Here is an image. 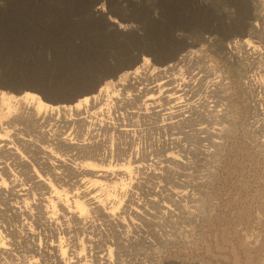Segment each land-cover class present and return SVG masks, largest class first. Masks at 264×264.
Segmentation results:
<instances>
[{"label": "rangeland", "instance_id": "1", "mask_svg": "<svg viewBox=\"0 0 264 264\" xmlns=\"http://www.w3.org/2000/svg\"><path fill=\"white\" fill-rule=\"evenodd\" d=\"M8 1L16 19L26 17L21 19L26 25L66 31L41 38L23 35L22 43L11 49L3 47L0 34L1 120L6 112L2 95L19 96L23 85L36 87L33 92L40 96L72 103L82 97L81 91L127 83V73L135 67L160 71L173 63L174 74H184L185 80L191 69L196 72L191 92L170 102L141 97L150 109L134 126L139 128L134 134L106 131L94 137L97 152L106 151L104 162L85 157L87 150L75 160L109 169L107 176L81 177L80 200L87 210L82 219L67 220L71 235L81 237V246L75 243L83 254L81 264H104L100 257H91L92 247L107 252L109 264H264V0ZM96 7L101 14H94ZM23 109L20 101L19 111ZM10 123L0 134L17 147L12 132L22 125V132H30L31 125ZM18 150L29 160L26 168L13 152L0 153L16 178L36 173L49 177L58 190L65 188L53 180L56 174L41 168L47 161L42 152ZM52 150L70 156L67 150ZM130 150L146 154L143 169L156 174L133 169ZM130 168L131 181L122 176ZM54 170L61 179L71 176L64 167ZM91 185L92 192L84 195ZM5 191L0 195V237L10 241L0 247L9 251L0 264H59L50 257V243L58 239L17 210L24 201L37 205L39 189L34 187L36 197L24 201ZM124 200L130 207L143 203L142 215L116 211ZM33 204L34 221H43L48 212L43 214L41 205L39 214ZM55 206L51 211L61 216L63 211ZM53 227L58 230L60 224Z\"/></svg>", "mask_w": 264, "mask_h": 264}, {"label": "bare ground", "instance_id": "2", "mask_svg": "<svg viewBox=\"0 0 264 264\" xmlns=\"http://www.w3.org/2000/svg\"><path fill=\"white\" fill-rule=\"evenodd\" d=\"M3 7L4 10L0 9V26L2 27V29L0 30V34L3 39L2 40L3 47H6L8 49L20 45V43H22L21 38L23 35L24 36L30 35L34 37L36 36L41 38L42 35H47V34L58 35L59 33L62 32L65 33L66 31L63 27L60 26L46 27V26L37 25L35 27L34 25L33 26L26 25L23 21H21V19L26 17L22 16L21 18L16 19L18 18V14L11 7V4L9 3L8 0H3ZM93 12L95 15H98L101 14L102 11L100 7H96L94 8ZM31 38L32 37H30V39ZM188 57L191 58L192 56H188ZM142 67L143 69H140V67H135L131 72L127 73V77H128L127 83H125L126 81L120 82L117 85H115L116 87H113L111 89H109V87H101L95 90L96 92H92V90L81 91V93L80 92L79 93L82 95V97L81 98L79 97V99H77L76 101L74 100V102L72 103L69 102L70 101L69 99H64L60 97H51L46 94L40 96L37 93L33 92L36 90V87L32 85L20 86L18 92L19 93L21 91L22 92L20 93L19 96L6 95V94L2 95L3 102L6 105L5 107L6 112L2 115L4 119L2 120L0 119V132L6 133L7 127L9 126V124H12L10 122H12L13 120H20L21 123L24 122V124L25 122H27L31 125V128H28L27 125L26 127L30 129L29 130L30 132H25V131L22 132V130H25V127L22 128L23 125L21 124L22 127L20 126L19 128L16 129V131L12 132L13 138L17 140V143L19 144L17 145V147L16 144L14 142H11V140L9 139L5 141L4 139L7 138H5L2 134H0V153L4 154L6 152L8 155H11V153L13 152L17 156V160H18L17 163H20L22 167L24 166L26 168L28 165L27 162L29 160L27 161L26 160L27 157L25 158V155H22L19 152L18 146L28 150L31 153L33 152L34 154L35 151H37L36 153H39L38 151L42 152V155L44 154V157L46 158L47 161H42V162L40 161L41 168L45 170V172L51 171L52 173L56 174V176L52 177L53 180L57 182L59 187H65L62 188L61 190H58L57 187H54L51 184L52 181L50 180L49 177H41L36 173H35L36 175L35 174L33 175L31 173L29 175H25L23 178L21 177L16 178V176L13 174V167H10L5 160L4 161L0 160V174H3L0 175V195L1 193H3V190H6L5 192L7 194L12 193L19 198L24 197L23 198L24 201L25 198L26 199L27 197L29 198L30 195L31 196L35 195L33 191L34 187H37V189H39L38 195L42 197L39 198L41 199V201L39 202L35 201L37 205L33 204L32 199L31 202L35 206L33 208L38 209L37 211H39V214L42 213L44 214V212L46 213L48 212L43 221L39 222V219L38 221H34V215L31 209L32 204L29 203L30 201L28 202L24 201L23 203L21 202L22 204L17 206L18 207L17 210L26 212L27 217L31 219L30 220L32 221L31 223H34L35 226L43 225L45 228L50 230L51 236L49 237L58 239L57 243H54L53 239L50 243V247L52 251L50 252V257L51 256L55 257L57 261L55 263L81 264L83 259V254L81 253V249L75 250L76 246H78L75 243L79 242L78 244L81 246V237L78 236L79 233L77 234L79 238L71 235L72 234L71 228L69 227L67 220L70 221L71 219L80 220L82 219L81 216H83V214L87 210L80 200L82 196L81 177H84L86 175L103 177L109 174V173L107 174L109 169L105 166L96 168L93 167L94 164L89 161L88 164L90 165V167H85L81 165V160L75 162L76 159L81 158L82 150L83 151L87 150L85 157L97 159L100 162H104L107 159V154H105L106 151H102L101 153L97 152L93 138L96 137L97 135L103 134V132L106 131H112L114 133L121 135H130L131 133L134 134V132H137L139 128L134 126H139L138 121L143 120L140 118L142 116H145L148 109H150L146 105L147 103L145 102V100L140 99L141 97L146 96L148 99L151 100L157 98L158 100L163 99L165 100V102L168 101L170 102L172 99H175V97L179 95L185 94L189 91L191 92L192 89L191 85L196 75V72L194 73L192 69L190 70L189 68H186L190 70L189 71L190 77H188V80H185L186 78L184 79L183 76L184 74L183 75L180 73L174 74L173 70L176 68L173 63L167 64L160 71L155 70L156 67L154 66L153 68L151 67L152 69L150 70L146 68L147 66L146 67L142 66ZM178 91H181V94H179ZM177 93L178 95H176ZM180 98H183V96H181ZM20 101L24 102V109L21 111H19ZM154 102L155 100L153 101V103ZM129 104H131V106H128L127 108L126 106ZM155 107L156 106L151 108V110L154 112H156ZM157 114L159 115V113ZM21 134H25V136ZM37 139H39V142L41 144H37L35 142V140ZM54 147L67 150L68 153L70 152V156L65 157V155L67 154L63 155L62 153L53 152L52 148ZM106 150L110 152L112 148L107 147ZM3 151L5 152L3 153ZM128 155H129V159L133 163H135L133 169L136 168V171L142 170L141 173H146V175L156 174V172L153 171H148V172L144 171L143 169L144 165L141 163V160L143 158L147 159L146 154L141 156L140 154H138L137 150L134 152L133 150H130ZM36 156L39 157L38 155ZM30 157L32 158V156ZM69 157H71V159ZM55 166L58 167L61 166L66 168L71 175L70 178L68 180H64L63 179L64 177L62 179L59 178L60 177L58 175L59 172L57 173L54 170ZM50 167H52L53 169H51ZM2 176L9 178L7 179V181L8 183H11L12 186H8L6 184L7 181H4V178ZM122 176L129 177L131 181V178L134 177L132 168H130L129 170L127 169L124 170V175ZM91 181L93 183H97L96 180L94 179ZM94 186L95 185H91L88 189H86L89 191H85L86 193L84 195L92 192ZM157 192L158 190H156L154 193L156 194ZM67 195H70V197H68ZM158 196L160 195L158 194ZM38 197L39 196H37V198ZM42 202L46 203L47 206L44 205V203L42 204ZM91 204H93L92 207L97 206L94 205L95 204L94 202H91ZM142 204L143 203H137L135 206L130 207V203L128 204L126 203V200H124L123 202H120L116 205V208H118L116 209V211L121 210L123 213L131 212L132 214L131 213L129 214L141 216L144 210ZM41 205L44 206L45 210L41 208L42 207ZM55 205H57L59 209L63 211L61 213L62 214L61 216H58L56 215V213H54V211H51V210H55L56 208ZM105 207L106 206L103 207V210H105ZM141 207L143 208L142 211H140ZM41 210H43L42 213L40 212ZM50 212L51 214H49ZM106 213L109 214L108 211H106ZM55 223L60 224V229L55 230V228L53 227ZM24 225L26 226V224ZM79 230L80 229H78V231ZM32 231L34 232V230ZM30 233L33 234L32 232ZM64 239L67 240V242L65 243V248H63L62 245V243L65 241ZM85 240L87 239L85 238ZM5 241L9 242L10 239L1 236L0 247H4L3 244L5 243ZM7 249L4 248L0 249V257H2L3 254L5 253L9 254V251H7ZM93 249H94L93 247L90 249L88 248L89 251L91 250L90 254L91 257H93V259L95 258L94 260H96V257L98 256L100 257V259L103 260L102 262L104 264L110 263L111 261L110 256L104 257L105 256L104 254H106L107 252L104 253L103 250L95 251V249L93 251ZM99 252L101 253L103 252V253L99 255ZM43 256L41 257L43 258Z\"/></svg>", "mask_w": 264, "mask_h": 264}]
</instances>
